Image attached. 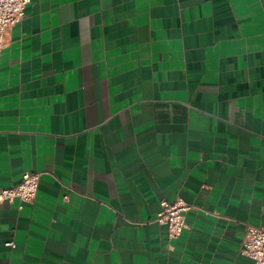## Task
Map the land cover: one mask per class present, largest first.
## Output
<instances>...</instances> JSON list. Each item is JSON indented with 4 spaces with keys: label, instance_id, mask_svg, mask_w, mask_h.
Returning <instances> with one entry per match:
<instances>
[{
    "label": "crops",
    "instance_id": "1",
    "mask_svg": "<svg viewBox=\"0 0 264 264\" xmlns=\"http://www.w3.org/2000/svg\"><path fill=\"white\" fill-rule=\"evenodd\" d=\"M26 171L0 264H254L264 0H30L0 51V186ZM178 198L169 238L154 217Z\"/></svg>",
    "mask_w": 264,
    "mask_h": 264
},
{
    "label": "built area",
    "instance_id": "2",
    "mask_svg": "<svg viewBox=\"0 0 264 264\" xmlns=\"http://www.w3.org/2000/svg\"><path fill=\"white\" fill-rule=\"evenodd\" d=\"M30 0H0V51L4 45L6 31L9 26L20 20L24 14V8ZM39 184V172L26 171L21 179L9 186H0V202L32 201L37 193ZM161 208L156 213L154 220L165 224L169 238L178 237L186 227L184 212L190 205L178 198L173 202L161 200ZM14 245L12 240L5 242ZM242 253L254 260V264H264V226L246 224L242 239Z\"/></svg>",
    "mask_w": 264,
    "mask_h": 264
}]
</instances>
